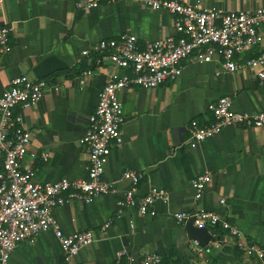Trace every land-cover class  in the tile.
Segmentation results:
<instances>
[{"label": "crops", "instance_id": "crops-1", "mask_svg": "<svg viewBox=\"0 0 264 264\" xmlns=\"http://www.w3.org/2000/svg\"><path fill=\"white\" fill-rule=\"evenodd\" d=\"M77 1L4 0L0 9L1 23L10 27L11 44L0 55V93L19 75L50 83L43 97L22 111V122L31 132L22 164L37 168V183L86 174L87 154L78 141L114 69L105 58L94 63V45L124 33L134 34L141 44L177 35L169 12L129 2L81 9ZM182 1L223 12L264 6V0ZM85 69L93 73L81 74ZM220 69L217 61L184 60L176 81L120 90L123 144L111 151L104 170L114 190L88 203L72 200L53 210L64 233L92 230L94 241L65 262L59 241L48 230L32 243H18L9 264H113L120 250L125 251L120 264H137L145 253L158 255L160 264H264V256L248 255L237 247L236 238L221 230L211 233L215 242L199 256L185 227L172 218L174 212L197 208L220 211L247 241L264 250V126L229 125L194 148L188 144L190 121L210 122L209 105L222 95L231 97L234 110H264V79L253 70L217 74ZM42 152L49 154L47 162L41 161ZM125 170L142 173L135 196L153 187L167 191V202L154 204L155 216L119 208L129 184L122 178ZM204 171L211 179L195 201L190 181Z\"/></svg>", "mask_w": 264, "mask_h": 264}, {"label": "built area", "instance_id": "built-area-1", "mask_svg": "<svg viewBox=\"0 0 264 264\" xmlns=\"http://www.w3.org/2000/svg\"><path fill=\"white\" fill-rule=\"evenodd\" d=\"M3 2L0 0V9ZM118 2L140 3L151 10L169 12L173 15L177 35L141 44L134 34L124 33L101 39L94 45L93 52L98 54L94 63L105 58L114 69L99 91L97 104L87 118L86 131L78 141L87 154L85 176L37 183L33 180L37 168L22 164L31 140V132L22 122V111L43 97L50 86L46 79L15 76L0 93V264H9L18 243H32L40 233L48 230L59 241L65 262H70L82 248L94 241L92 230L64 233L53 210L72 200L88 203L114 190V184L105 179L104 170L111 151L123 144L125 118L118 97L120 90L131 87L151 89L167 80L176 81L184 60L200 64L217 61L221 67L217 74L253 70L259 79H264V6L223 12L182 0H80L76 5L91 9L103 3ZM10 46V27L0 21V55L8 52ZM89 53V50L82 51L85 56ZM92 73L93 69H85L81 74L89 76ZM209 110L212 113L210 122L201 125L197 120H191L187 127L191 148L229 125L264 126V110L256 113L234 110L232 99L227 95L218 97L209 105ZM35 156L36 153L32 152L31 157ZM48 157L47 152L41 153L42 162H47ZM122 178L129 184L118 202L120 209L135 208L140 215L153 217L157 214L155 202H167V191L157 187L145 195L135 196L142 173L125 170ZM210 179L209 171L191 179L195 201L200 200ZM220 202L223 203L224 199ZM172 218L180 226L191 218L193 226L206 228L210 233L224 231L236 238L237 247L248 255L264 256V250L247 241L240 229L220 211L197 208L174 212ZM192 247L197 255H202L203 248L196 240H192ZM124 254V250L118 251L113 264H120ZM160 263L158 255L145 253L137 264Z\"/></svg>", "mask_w": 264, "mask_h": 264}, {"label": "water", "instance_id": "water-1", "mask_svg": "<svg viewBox=\"0 0 264 264\" xmlns=\"http://www.w3.org/2000/svg\"><path fill=\"white\" fill-rule=\"evenodd\" d=\"M184 227L186 229L188 238L196 240L198 242V245L203 249H207V247L210 246L211 243L215 242V238L206 228L193 226L191 218L185 222Z\"/></svg>", "mask_w": 264, "mask_h": 264}]
</instances>
